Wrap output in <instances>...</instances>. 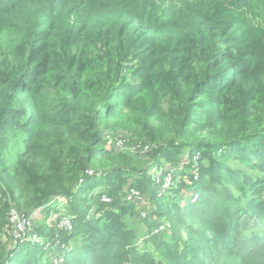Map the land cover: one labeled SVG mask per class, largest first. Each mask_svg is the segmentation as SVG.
I'll return each instance as SVG.
<instances>
[{
	"label": "trees",
	"instance_id": "obj_1",
	"mask_svg": "<svg viewBox=\"0 0 264 264\" xmlns=\"http://www.w3.org/2000/svg\"><path fill=\"white\" fill-rule=\"evenodd\" d=\"M109 122L159 166L205 162L158 199L149 167L102 145ZM262 174L264 0H0V264H264ZM128 187L149 196L151 221ZM234 193L260 232L242 228ZM11 206L33 228L40 209L68 212L69 232L51 220L31 234L66 250H14Z\"/></svg>",
	"mask_w": 264,
	"mask_h": 264
},
{
	"label": "rangeland",
	"instance_id": "obj_2",
	"mask_svg": "<svg viewBox=\"0 0 264 264\" xmlns=\"http://www.w3.org/2000/svg\"><path fill=\"white\" fill-rule=\"evenodd\" d=\"M113 124H114V122H109V123H103L100 126L101 140H102V145L104 147H107L106 145H108V142L105 140L106 136H108V135L112 138H114V137L125 138V139L130 141L129 142L130 144H132L131 142L136 141L135 138L131 137V135L124 132L122 128H119V127L115 128V129L110 128ZM219 152H221V151H219ZM152 153H150L149 155H146L145 152H141V151H137V150H133L132 148H129V149H125L121 152L120 151L116 152L115 156L116 155H129L131 159L136 160V162L138 164L136 165V167H134V169L137 173H141L142 169L149 167V171L153 175V176H151V179L159 184V188L156 190V193H157L156 195H157L158 199H160L161 197H164V196H166V197L173 196V194H171L170 192H172L173 190H175L178 187V184L181 180L182 174L183 173L184 174L189 173L190 175L195 174L197 176L199 174L200 165L205 162L202 154L200 152H196L195 154L190 155V158H188V156L186 157V159H188V161L190 162V165H191L189 170H187V169L184 170L180 165H177V166H175L174 169H172V167H170V165L168 163H162L163 165L160 164V166H159L158 156L156 158L155 157L152 158ZM195 155H198L197 160L193 159V157ZM194 161H196V162H194ZM233 163H235V162H233ZM236 164L238 165V163H236ZM97 169H98L97 172L95 170H94L95 172L94 171L90 172L87 179H92L93 177H95L99 173L103 172L101 168H97ZM244 169L248 170L247 168H244ZM164 173H166V175H165L166 178L165 177H164L165 179L160 178V176ZM262 175H263L262 179H264V174H262ZM87 179H85V180H87ZM98 185L100 187H102L100 189H104L103 188L104 186L102 184L98 183ZM99 186H97V187H99ZM130 189H132V187H128V189L126 190V193H128ZM135 191H138V190H135ZM138 193H139V200L136 203H134L135 202L134 200L131 202L126 201V203L135 204V207H136L135 219H137V220L140 219L141 221L149 222V221H151L150 220L151 218L149 215H150V212H152V209H151L152 207L150 204V198L145 193H141V191H138ZM106 195H107L106 192H102L100 194L99 198L101 199V201H102V198ZM234 195L240 199V202L242 203V207H243L242 216H241L242 228L245 231H251L252 230L254 232H260V222L258 219L259 215H257L258 212H256L255 210H252L251 207L247 205V202L245 201L246 199L244 196H241L238 193H236V194L234 193ZM179 199L180 200L184 199V202H186L184 204L186 205V204H192L194 202H197V200H199L200 197L197 193H193V194L188 195L187 192H184V195H183V192H182ZM107 200H108V198H107ZM177 201H179V200L177 199ZM70 202H71V199L66 197L63 201L58 202L56 200V201H53L50 204H48V206L55 205V210L58 211L60 206H62V208H64L67 205H70ZM108 202L111 203V201H108ZM160 202H161L162 207H164L167 204L166 198L162 199ZM68 214H69L68 212H66V214H65L63 212V210H61L58 213H51L50 212L47 216V213L44 212L43 209H40L38 211V216H37L38 218H36V221H35L36 227L33 228V227H31L30 224L26 225V230L22 234V240L20 243L17 244V246H15L14 250L17 249L21 244L25 243L26 241H29L31 243V245L32 244H39L45 253H49L50 251H54V250H58V249H65L66 250V247L63 245L59 248L54 247V246H52V242H46V239H43V238L41 239V238H39V236H37V235L32 236L31 234L34 231L37 232V229H39L41 227V225L47 226V224H48L47 222L51 221V220H55V221L59 222L58 226L63 231L69 232L70 231L69 225L66 224V222L64 221L65 218H68V219L70 218L68 216ZM251 215H253V217H251ZM156 222H157V225L160 226L159 231H162L165 228L169 227V223L166 220H164V218H161V219L157 220ZM155 233H157V231H155ZM48 246L50 248H48ZM137 246L139 247V249H143V250L146 249L147 252H150V253L153 252L154 253V251L152 250V248L150 246H145L140 241H139V244H137ZM154 255L156 257H158L157 253H154ZM51 263L62 264L63 258L51 259Z\"/></svg>",
	"mask_w": 264,
	"mask_h": 264
},
{
	"label": "built area",
	"instance_id": "obj_3",
	"mask_svg": "<svg viewBox=\"0 0 264 264\" xmlns=\"http://www.w3.org/2000/svg\"><path fill=\"white\" fill-rule=\"evenodd\" d=\"M105 140L108 142V146L116 152H118V151L121 152L125 149L132 148L133 150L145 152L146 155H149L150 153H152L151 151H153V146L150 144H147V143L137 144L135 142H131L132 144H130L129 140H127L125 138H121V137L112 138L108 135V136H106ZM193 159L197 160L198 155H195L193 157ZM194 162H196V161H194ZM107 198L108 197L104 196L102 198V202L103 203H109L108 201H111V200L109 198L107 200ZM0 199H1V196H0ZM125 199L128 202H131L133 200L135 202L138 201L139 200L138 191H135V189H133V188L130 189L129 192L126 194ZM7 219H8L10 228H11L12 244L14 246H17V244L20 243L22 240V234L26 230V225L30 224L32 227V224L29 222V220H27L25 218L24 213L22 211H20L19 209H17L15 206H11L9 208V210L7 212ZM68 220L65 219L64 221L66 222V224L69 225V228H70V223Z\"/></svg>",
	"mask_w": 264,
	"mask_h": 264
}]
</instances>
